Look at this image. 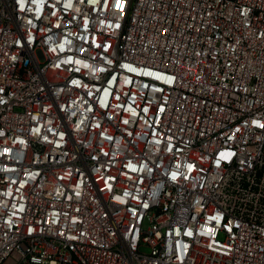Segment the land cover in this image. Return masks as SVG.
Here are the masks:
<instances>
[{"label":"built area","instance_id":"1","mask_svg":"<svg viewBox=\"0 0 264 264\" xmlns=\"http://www.w3.org/2000/svg\"><path fill=\"white\" fill-rule=\"evenodd\" d=\"M0 264H264V0H0Z\"/></svg>","mask_w":264,"mask_h":264}]
</instances>
